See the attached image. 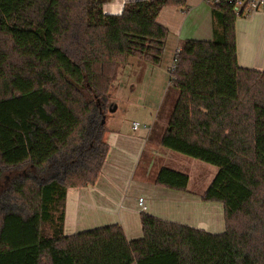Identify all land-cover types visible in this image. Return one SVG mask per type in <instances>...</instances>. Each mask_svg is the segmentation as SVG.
<instances>
[{
	"label": "trees",
	"instance_id": "obj_1",
	"mask_svg": "<svg viewBox=\"0 0 264 264\" xmlns=\"http://www.w3.org/2000/svg\"><path fill=\"white\" fill-rule=\"evenodd\" d=\"M166 7L187 5L135 1L111 15L98 0H0V264H264V71L239 65L227 2L211 6L213 40L175 55L179 95L161 138L219 169L201 198L223 205L225 231L142 213L139 240L119 224L65 234L68 190L95 185L108 158L120 68L162 63ZM155 184L186 192L190 177L162 167Z\"/></svg>",
	"mask_w": 264,
	"mask_h": 264
},
{
	"label": "crops",
	"instance_id": "obj_2",
	"mask_svg": "<svg viewBox=\"0 0 264 264\" xmlns=\"http://www.w3.org/2000/svg\"><path fill=\"white\" fill-rule=\"evenodd\" d=\"M98 1L106 14L113 15L120 14L127 3L144 0ZM185 1L186 8L166 7L158 16V23L169 32L161 65L156 67L130 58L128 64L120 68L119 77L110 92L111 102L115 107L111 112L117 111L125 103H135L134 97L125 98L122 95V86L125 84L126 88L130 87L131 91H135L140 85V77H143L141 86L147 87L142 108L145 109V99L148 97L150 100L157 97L154 101L158 108L166 99V91L172 86L169 70L181 43L186 40H213L211 5L207 0ZM236 39L239 65L264 71V10L238 18ZM122 75H125V81L117 86ZM152 89L157 93H151ZM145 113L147 114L146 109ZM136 121L139 122L136 118L121 119L112 117V114L106 117L109 130L105 139L110 146L108 158L95 185L68 190L65 234L70 236L119 224L129 241L139 240L143 237L142 213L212 234L223 233L224 207L219 203L202 200L204 192L201 188L206 182L204 178L195 185L194 190L190 189V184L186 192L155 184L158 171L164 167L162 164L176 162L182 166L185 162L178 157H172L170 162L156 159L160 157L154 152L161 151L159 142L163 135L160 136L157 132L155 134L157 122L155 121V125L148 120L145 122L143 117L141 121L148 125L149 130L134 131L132 123ZM144 158L148 160V166L145 173L138 176ZM140 199H143L145 209L140 206Z\"/></svg>",
	"mask_w": 264,
	"mask_h": 264
},
{
	"label": "rangeland",
	"instance_id": "obj_3",
	"mask_svg": "<svg viewBox=\"0 0 264 264\" xmlns=\"http://www.w3.org/2000/svg\"><path fill=\"white\" fill-rule=\"evenodd\" d=\"M172 63L173 62H171V66H172ZM119 74H120V70H119ZM142 80H143V77H140V82H139L140 85L138 86V88L135 91H131L132 89H130V87L126 88L125 84L122 86L123 87L122 92H121L122 95L125 98L134 97L135 103H125V105H122L117 111H115V112L110 111L109 115L112 114V117L113 116L114 117H121V119L123 118V119H129V120L136 118L141 123L142 126L146 125L145 123H143V121H141V118H143V117H144L145 122H146V120H148L150 123L154 124L156 121L157 123H156V127H155V134L157 132L161 136L168 129L170 116L172 114L175 103L178 99L179 92L174 87L170 86L169 90L166 91L167 93H165V94H167L166 99L164 100V102H162L160 105H158L159 106L158 108L155 107V101H154L157 97L154 98L153 100H150V97L146 98L145 99V102H146L145 109L147 112V114H146L145 109L142 108V106L144 103L143 99L145 98V95L147 93L146 92L147 87L141 86ZM122 81H125V75H122V77L119 78L117 86L119 84H121ZM168 85H170V84L168 83ZM150 92L151 93H157L153 89L150 90ZM157 96H158V94H157ZM160 142H159V145H160L159 149H161V151L160 152L159 151L154 152L160 158L156 157V159H160L162 161L164 160L166 162L169 160V162H170V160H172V157H178L185 162V164H183L182 166L176 162H173L170 165H169V163H167L168 165L162 164V166H164V167L170 166L171 168H173L177 171H180V172L187 174L190 177V184H191L190 189L191 190H194L195 185L197 183H199L201 181V179L204 178L206 182L202 185L201 190H203V192H205L208 189L211 182L216 177V175L218 174L219 169L215 166L206 164V163L201 162L199 160L192 159V158H189L187 156L173 152L171 150L165 149L164 147L161 146ZM147 161L148 160L147 159L145 160V158H144V163L142 164V167L138 170V176H141L142 174L145 173L147 166H148ZM15 174H16V172H13L12 174L10 172L7 173L6 174L7 181H10V179L13 178V176ZM6 177H5V179H6Z\"/></svg>",
	"mask_w": 264,
	"mask_h": 264
},
{
	"label": "built area",
	"instance_id": "obj_4",
	"mask_svg": "<svg viewBox=\"0 0 264 264\" xmlns=\"http://www.w3.org/2000/svg\"><path fill=\"white\" fill-rule=\"evenodd\" d=\"M207 2L211 6L219 5L221 3H226V2L230 3L234 6V12L238 17H248L257 11L264 10V0H207ZM176 69H177V58L175 56L173 59L172 66L170 67L169 70L170 78L173 77V74L175 73ZM132 129L134 131H148L149 127L148 125L142 126L140 122L136 121L132 123ZM139 204L140 206H142L143 209H145L143 199L139 200Z\"/></svg>",
	"mask_w": 264,
	"mask_h": 264
},
{
	"label": "water",
	"instance_id": "obj_5",
	"mask_svg": "<svg viewBox=\"0 0 264 264\" xmlns=\"http://www.w3.org/2000/svg\"><path fill=\"white\" fill-rule=\"evenodd\" d=\"M115 110V107L114 108H112L110 111H114Z\"/></svg>",
	"mask_w": 264,
	"mask_h": 264
}]
</instances>
